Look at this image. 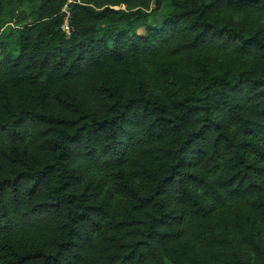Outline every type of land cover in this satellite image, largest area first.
Instances as JSON below:
<instances>
[{"label":"trees","instance_id":"16d2710c","mask_svg":"<svg viewBox=\"0 0 264 264\" xmlns=\"http://www.w3.org/2000/svg\"><path fill=\"white\" fill-rule=\"evenodd\" d=\"M0 264H264V0H0Z\"/></svg>","mask_w":264,"mask_h":264},{"label":"rangeland","instance_id":"374dc122","mask_svg":"<svg viewBox=\"0 0 264 264\" xmlns=\"http://www.w3.org/2000/svg\"><path fill=\"white\" fill-rule=\"evenodd\" d=\"M168 11H169V7L167 5L163 6V8L160 11L154 14L151 20L153 22H159L161 17H163V15L166 14Z\"/></svg>","mask_w":264,"mask_h":264},{"label":"built area","instance_id":"2783aa9c","mask_svg":"<svg viewBox=\"0 0 264 264\" xmlns=\"http://www.w3.org/2000/svg\"><path fill=\"white\" fill-rule=\"evenodd\" d=\"M69 3H70V1H69ZM64 11L67 13V9H66V8L64 9ZM63 28H64L65 30H67V25H66V22H65V24H64V26H63Z\"/></svg>","mask_w":264,"mask_h":264}]
</instances>
